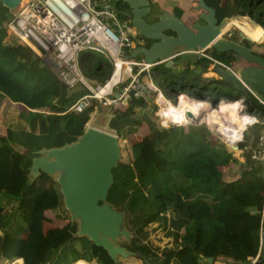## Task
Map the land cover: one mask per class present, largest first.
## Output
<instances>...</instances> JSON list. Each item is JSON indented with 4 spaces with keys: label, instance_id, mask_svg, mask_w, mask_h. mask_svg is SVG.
<instances>
[{
    "label": "trees",
    "instance_id": "trees-1",
    "mask_svg": "<svg viewBox=\"0 0 264 264\" xmlns=\"http://www.w3.org/2000/svg\"><path fill=\"white\" fill-rule=\"evenodd\" d=\"M204 2L214 8L215 17L224 6L221 0ZM114 3L124 17L126 4ZM231 4L236 15L247 14L264 29V0H231ZM172 9L181 16L179 8ZM9 15L0 3V104L8 100L20 105L19 127L0 131V260L13 259L12 264H127V257L113 260L85 235H76L73 222L46 228L40 224V212L52 207L57 184L43 172L34 177L29 174L31 158L42 148L59 147L79 137L95 100L80 112L68 110L88 89L81 84L66 88L29 47L19 45L12 36L6 41L3 22ZM250 42L242 40L248 48ZM144 43L148 45L149 40ZM209 49L205 53L212 59L226 65L234 60L231 51ZM94 52L98 51H80L78 66L86 78L102 77V84L112 64ZM192 55H177L170 66L159 63L149 68V78L164 97L171 99L178 92L189 97L207 93L215 103L243 96L246 111L262 118L264 107L247 90L212 86L219 80L200 82L199 70L211 61ZM41 108L48 112L38 111ZM154 109L143 98L131 97L111 108L106 121L117 140L129 139V158L119 157L111 168L106 193V201L124 215L130 236L123 246L132 253L129 257L147 264H200L201 259L207 263L208 257L211 263L227 259V264H249L259 244V230L264 231V212L260 213L264 173L255 157L263 126L254 124L243 133L237 145L239 160L204 124L162 127L157 118H151ZM163 115L169 119L166 112ZM142 123L146 133L132 140ZM153 222L172 236L174 249L159 250L144 241L145 228ZM252 264H264V256Z\"/></svg>",
    "mask_w": 264,
    "mask_h": 264
},
{
    "label": "water",
    "instance_id": "water-1",
    "mask_svg": "<svg viewBox=\"0 0 264 264\" xmlns=\"http://www.w3.org/2000/svg\"><path fill=\"white\" fill-rule=\"evenodd\" d=\"M19 1L0 0V3L11 11ZM121 1L127 6L124 16L129 19L136 33L144 42L149 40L148 45L143 43L130 49L125 58H140L149 65L163 63L170 66L176 46H181L182 52L207 48L217 52L231 51L234 59L232 62L243 59L245 65L236 72L225 68L222 63H214L212 70L216 73V80L238 91L251 90L264 102V56L242 44V40L251 39L238 27V40L221 37L233 21H239L237 24L240 26L247 24L263 28L247 14L241 16L243 21L239 18L237 20L235 15L217 20L214 8L206 5L204 0H195L193 9L198 13L188 24L166 10H161L153 21L147 22L145 16L150 12L148 0ZM261 43L264 45V29ZM132 93L133 89H129L121 98V103L125 104ZM117 95V92L113 93L114 97ZM185 114L193 118L190 111L186 110ZM231 148L237 149L236 146ZM36 154L31 158L29 174L34 177L43 172L53 177L69 219L76 222L75 234L85 235L94 245L103 248L113 260L117 256L126 258L132 255L118 243L121 238L127 242L130 236L124 227V215L106 201L107 189L112 181L111 168L116 166L120 157L116 135L85 126L74 141L59 147L42 148ZM206 260L210 262L212 258Z\"/></svg>",
    "mask_w": 264,
    "mask_h": 264
},
{
    "label": "built area",
    "instance_id": "built-area-1",
    "mask_svg": "<svg viewBox=\"0 0 264 264\" xmlns=\"http://www.w3.org/2000/svg\"><path fill=\"white\" fill-rule=\"evenodd\" d=\"M3 26L6 37L12 36L19 45L29 47L66 88L71 89L77 84H81L88 89L89 93L78 97L68 107V110L73 112L82 111L90 104V98H97L105 104H119L121 98L129 89H133V93L128 99L141 97L145 100L149 88L138 81V78L140 74L145 72L143 75H147L152 83L148 76V68L152 65L145 63L140 58L124 57L130 49L142 45L144 39L136 33L127 17L119 15L114 0H20L17 6L10 11V15L3 22ZM85 49L103 52L112 61L113 65L115 59H124L129 69L134 67L131 83L119 88L117 97H114L113 94L111 97H105L103 92L98 93L99 87L92 88L88 79L82 75L77 57L79 52ZM189 52L198 57H207L211 61L200 71L198 80L206 84L216 80L217 76L212 70V65L222 62L212 59L204 53V50ZM183 53L187 52L176 51L174 57ZM222 65L233 71L230 65L224 63ZM153 91L156 92V100H162L159 102L158 109L154 112L160 126H185L187 124L202 123L207 127L208 132L218 138L229 150H232V146L237 147L238 143L243 141V133L247 128L254 124L262 125L263 130L257 140L258 148L255 157L257 156L260 159L261 169L264 173V120L259 118L257 114L246 111L243 96L233 100L218 99L213 103V98L207 93L200 97H189L182 92H178L174 98L166 99L156 87ZM247 91L264 107V102L259 95L251 90ZM179 96L188 101H203V107L199 110L200 113L194 116L190 111L193 117L190 118L185 114V111L188 110L185 108L180 111V121L166 119L163 115L165 114L163 106H167L168 103L177 106ZM220 102L224 104L238 103L237 120L242 124L241 128H236L237 125L234 129L235 124L227 125L225 119H219L218 116L223 115V113L212 112L219 108ZM237 151L239 150L237 149ZM263 212L264 193L260 208V213L263 214ZM148 237L146 231L145 242H147L146 238ZM263 240L264 231L259 230V244L255 254L249 256V264L254 263L260 255L263 257ZM147 243L155 247L153 244Z\"/></svg>",
    "mask_w": 264,
    "mask_h": 264
},
{
    "label": "rangeland",
    "instance_id": "rangeland-1",
    "mask_svg": "<svg viewBox=\"0 0 264 264\" xmlns=\"http://www.w3.org/2000/svg\"><path fill=\"white\" fill-rule=\"evenodd\" d=\"M167 2L170 3V2H172V0H167ZM173 3H174V1H173ZM226 7L229 8V5H227ZM228 11H230V10H228ZM186 14H187L186 12L183 13L181 15V18L186 24H188L191 21L186 20V18H184V16ZM234 15L237 16V20H238V18L241 21L244 20L241 16H238L236 14H234ZM223 16H225V15H223L221 13V11H219V10L216 11V17H217L218 20L221 19V17H223ZM145 17L151 18L150 16H148V14ZM237 22L240 23L239 21H237ZM244 31L250 38L254 39V36L251 35V33H249L246 30H244ZM237 32H238V28L235 27L234 24H230L222 32L221 37L225 38V39L238 40L239 36H238ZM5 39H7L6 41L10 40L9 37H5ZM260 42L255 43V44L250 42V44H248V45L251 48V50H253V51L254 50L264 51V45L260 44ZM180 49H182L181 46H176L175 50L176 51H180ZM99 52L100 51L94 52V55L96 56L97 53H99ZM99 54L101 55V57H103L104 61H106V62L110 61V60H108V57L103 52H100ZM185 54L186 53H183L182 55H185ZM186 55H190V54H186ZM192 57H195V56L192 55ZM122 60H124V59H122ZM110 62L112 64V69H111L110 75H111L112 70H113L112 77L114 78V76H115V78H116L117 77L116 75L118 74L116 66L114 65V69H113V63H112V61H110ZM243 65H245V61L243 59H239L238 61H236V63L234 62V67L233 68L231 67V68H232L233 71L237 72V71H239V69ZM125 66H127V64ZM148 70H149V68H148ZM133 72H134V67H131V69L128 68L127 71L125 69V72L122 73V76L119 78V80H117V82L114 85H111L110 86L111 88L108 89L107 92H103V95L105 97H111V95L114 92H117L119 90V88H121L122 86H127L129 83H131V79H132V76L134 74ZM148 73L150 74L151 71L149 70ZM110 75H109V77H110ZM101 78L102 77H99V76L95 77L94 76L92 78H87V79L90 82L92 88H95L96 86L100 87V86L104 85V82L108 79L107 78L101 84ZM138 81H141L143 84H145V86H147L149 88V90H148V92L146 94L145 100L149 104H153L154 105V107H155L154 112H155L158 109V106L160 105V103L156 100V98H155L156 92L153 91V89H154V87H156V89H158L159 91H160V89L153 82L152 83L150 82V80L148 79L147 75L140 74V76L138 78ZM217 84H219L221 86L225 85L222 82H220V80H219V81L213 82L212 86H215ZM174 97H175V95L173 96V98ZM164 98H166V97H164ZM223 100H225V99H223ZM92 101H94L93 104L95 105V108L92 111L89 112L90 121L88 123V126L113 133L107 127L106 120H107L108 114L110 113V109L111 108H115L116 106H118V104H116V105L105 104V103H103L101 100H99L97 98H90L89 99V103H92ZM18 107H20V105H18V104L16 105V104H14V103H12V102H10L8 100H3L1 102V104H0V131L1 132H4L5 128L9 127V126L13 127V128L14 127H19V121L17 119ZM226 108H227V106H223L222 110L219 111L218 114L223 112ZM42 111L48 112V110L46 108H44ZM261 113L264 115V110H262ZM151 118L155 120V118H157V117H156L155 114L154 115L152 114ZM97 119L99 121H97ZM145 131H146L145 125L142 123L137 129L136 135L132 136V140H139L146 133ZM130 141H131V138H130ZM118 145H119L120 157L123 160H127L129 158V149H128V147H129V139H119L118 140ZM256 148L257 147H255L253 149L256 150ZM232 150H234V149H232ZM235 150H237V149H235ZM232 154L236 158H238V159L240 158L239 157V155H240L239 151H237L236 153L233 152ZM57 200L60 203L58 202V204H57ZM54 201H56V204H55ZM167 215H168V213H167ZM66 221L73 222L76 225V222L74 220H70L69 219V213L63 206L62 197H61V194H60L58 186H57L56 189H55V198L53 199L52 207L48 206L46 208H43L41 210V212H40V224L42 225V228H46L47 226L62 225ZM124 227L126 228L125 225H124ZM145 230L147 231V235L149 236L148 238H146V241L151 243V244H153L155 247L162 248V247L171 246V244H172V236H170L168 234L166 235V233H167L166 230L164 228H161V226L159 224H157V222H153V223L148 224L146 226ZM118 243L120 245H124L126 243V241L121 238V239L118 240ZM126 259H127V261H126L127 264H147L146 261H145V263H143L141 260H137V259L131 258L129 256ZM12 260L1 259L0 260V264H12L13 263Z\"/></svg>",
    "mask_w": 264,
    "mask_h": 264
},
{
    "label": "bare ground",
    "instance_id": "bare-ground-1",
    "mask_svg": "<svg viewBox=\"0 0 264 264\" xmlns=\"http://www.w3.org/2000/svg\"><path fill=\"white\" fill-rule=\"evenodd\" d=\"M231 24H234V26L241 29L243 31V33H245L244 30L251 33V35L254 36V39H252V38H250V39L253 41L260 42L263 39V28H261V27H252V26H248L247 24H244L245 26H243V25L240 26L239 24H237L236 21H233ZM114 65L116 66V69L118 72V74L116 75L117 77L116 78H115V76H114V78L112 77V74H113V70H112L110 77L104 82V85L99 87L98 93L105 92L111 85H113L114 83H116L117 80H119V78L122 76V73L125 72V69H126V71L128 69V67L125 66L126 62L122 59H115ZM114 65H113V69H114ZM160 101H162V100L158 99V102H160ZM235 104H237V103L224 104L223 102H220L219 108H216V110L212 111L213 113H218L219 111L222 110L224 105H231V106H227V108L223 112H221V113H223V115H219L218 118L221 120L225 119L227 125H230L231 123L235 124L234 129L237 125L238 126L236 128L242 127V124L237 120V118H238L237 113L239 110V106H237ZM201 107H203V101H188V100L184 99L183 97L179 96L178 101H177V106H173L170 103H168L167 106H163V110H165V112L168 114L169 119L174 120V121H180L181 120L180 119V111L182 109L186 108L189 111H191L194 116H196L198 113H200L199 110L201 109ZM225 117H227V118H225ZM86 125L88 126V123ZM222 125H225V124H222Z\"/></svg>",
    "mask_w": 264,
    "mask_h": 264
},
{
    "label": "crops",
    "instance_id": "crops-1",
    "mask_svg": "<svg viewBox=\"0 0 264 264\" xmlns=\"http://www.w3.org/2000/svg\"><path fill=\"white\" fill-rule=\"evenodd\" d=\"M148 1H149V4H150V12L148 14V16L151 17V18H149L150 21H153L155 19V17H156V14L160 13L161 10H166L169 13L172 12V10H173L172 8L173 7L179 8L181 10V15L186 12L187 14L184 16V18H186V20H189V21H192L194 19L195 15L198 13V11H196V10L193 9V6L196 4L195 0H172V2H170V3H168L167 0H148ZM173 1H174V3H173ZM227 5H229V8L226 7ZM220 6L221 7L223 6V8H220V11L222 12L223 15H225V16H227V15H233L234 16L235 11H234V9L232 7L231 0H221ZM227 9L230 10V11H228ZM180 18H181V16H180ZM181 20H182V18H181ZM250 41L253 44L258 43V42L253 41V40H250ZM207 49H209V48H207ZM206 50H204V53H205ZM254 52L259 53V54H264L263 53L264 51L254 50ZM186 54H190L191 55L192 52H187ZM193 55L195 57H198L195 54H193ZM230 66L233 68L234 67V62H231ZM201 70H202V68L199 71H201ZM21 106H23V105H21ZM43 109L44 108L38 109V111H42ZM110 115H111V113L108 114L107 119L110 117ZM262 118L264 120V115L263 114H262ZM89 121H90V119L87 120L86 123H89ZM86 123H85V125H86ZM239 160H241V159L239 158ZM236 175L237 174H236V171H235L234 176H236ZM167 234L168 233H166V235ZM172 241H173V238H172ZM164 248H167L168 250H172V249H174V244L172 243L171 246H169V247H163L161 249H164ZM262 250H263V247H262ZM211 261L210 262H207V263H203V260L201 259L200 260V264H227V261L228 260L227 259H225V260H219V259H217V260H215L212 263H211Z\"/></svg>",
    "mask_w": 264,
    "mask_h": 264
},
{
    "label": "flooded vegetation",
    "instance_id": "flooded-vegetation-1",
    "mask_svg": "<svg viewBox=\"0 0 264 264\" xmlns=\"http://www.w3.org/2000/svg\"><path fill=\"white\" fill-rule=\"evenodd\" d=\"M145 20H146L147 22H150L149 18H147V17H145ZM144 44H145V43H144Z\"/></svg>",
    "mask_w": 264,
    "mask_h": 264
}]
</instances>
